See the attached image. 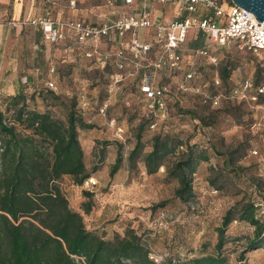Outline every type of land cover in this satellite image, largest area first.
<instances>
[{
    "label": "rangeland",
    "instance_id": "1",
    "mask_svg": "<svg viewBox=\"0 0 264 264\" xmlns=\"http://www.w3.org/2000/svg\"><path fill=\"white\" fill-rule=\"evenodd\" d=\"M147 3L153 11H161L160 19L174 18L171 6L158 5L155 0ZM51 5L53 18L83 19L92 24L107 23L125 9L108 0H75L74 8L67 6V0ZM222 6L228 8L225 3ZM197 32L193 28L188 33L180 70L152 67L150 62L159 51L156 45L122 69L113 62L97 66L79 51L65 52L63 45H55L52 51L57 55H52L46 78L23 89L24 97L19 100V105L49 110L62 119L66 108L74 104L86 122L95 124L91 129H79L78 139L86 169L97 185L85 188L65 175L59 186L70 207L81 209L86 229L111 239L132 228L159 262L216 254L217 228L225 212L239 200L254 201L264 222V95L255 92L256 84H264L260 58L234 43L211 45L206 54L194 52L188 43ZM140 33L155 42L152 29ZM204 41L206 44L205 37ZM223 69L229 72L226 78L221 75ZM144 72L153 74L155 85L167 87L165 110H151L140 92ZM245 81L252 87L243 97ZM251 94H256L255 100L248 97ZM214 98L218 99L216 105ZM0 109L7 120H13L9 95L0 93ZM158 133L174 135L182 146L156 173L147 174L142 161L130 167L128 155L138 135L146 153ZM188 145L204 149L208 160L198 163L191 174L192 196L181 201L174 197L179 182L168 179L167 173L168 167L186 157ZM117 157L120 167L110 175ZM85 202L91 205L87 213L82 211ZM225 233L228 241L221 253L231 264H264V246L246 248L254 236L253 226L232 221Z\"/></svg>",
    "mask_w": 264,
    "mask_h": 264
},
{
    "label": "trees",
    "instance_id": "2",
    "mask_svg": "<svg viewBox=\"0 0 264 264\" xmlns=\"http://www.w3.org/2000/svg\"><path fill=\"white\" fill-rule=\"evenodd\" d=\"M203 38L198 31L188 48L197 49ZM260 70L264 76L261 64ZM228 74L222 70V77ZM48 93L60 98L52 91ZM23 97L22 90L9 95L14 106L13 120H7L0 109V264H231L221 250L228 241V225L238 220L254 227V236L246 248L264 246V222L258 217V205L244 199L223 215L217 228L216 254L157 262L150 258L151 251L132 228L111 239L86 229L82 213L70 207L59 181L68 175L75 184L82 185L91 177L83 161L78 130L91 129L95 124L86 122L74 104L66 108L62 119L49 110L19 105ZM139 137L128 155V164L134 167L142 161L147 174L156 173L168 156L182 146L174 135L158 133L152 137L151 150L143 153L144 143ZM120 160L117 157L110 175L120 167ZM207 160L204 149L188 145L186 157L168 167V179L179 182L174 197L187 201L192 196L191 174L200 161ZM83 194L90 196L89 192ZM90 208V203L85 202L82 211L87 213Z\"/></svg>",
    "mask_w": 264,
    "mask_h": 264
},
{
    "label": "built area",
    "instance_id": "3",
    "mask_svg": "<svg viewBox=\"0 0 264 264\" xmlns=\"http://www.w3.org/2000/svg\"><path fill=\"white\" fill-rule=\"evenodd\" d=\"M47 1L55 4L57 0ZM147 1L108 0L110 4L132 6V9L118 11L114 19L102 24L52 18L50 12L28 21L40 28L44 41L52 44L67 41L65 52L77 50L100 67L113 62L119 69L125 68L126 63L138 62L156 45L159 51L156 59L150 62L152 67L160 69L166 65L172 70H180L187 35L196 28L207 43L193 49L194 52L206 54L211 45L227 46L234 43L258 55L264 73V21L257 20L251 11L227 0H155L158 5L172 7L174 18L163 20L160 19L161 11H153ZM224 3L228 8L222 6ZM67 6L74 8L75 0H67ZM142 29H152L155 42L141 36ZM191 76L187 74L188 78ZM153 77L151 72L142 74L140 92L149 100L151 110L162 111L166 109L164 98L168 89L164 85H155ZM48 85L53 86V83L49 82ZM251 87L249 81L243 83V97H246L244 92ZM255 92L264 95V84L256 86ZM256 94L248 97L255 100ZM213 103L218 104V99L214 98ZM83 184L90 189L97 185V181L89 177ZM150 258L158 262L152 253Z\"/></svg>",
    "mask_w": 264,
    "mask_h": 264
},
{
    "label": "crops",
    "instance_id": "4",
    "mask_svg": "<svg viewBox=\"0 0 264 264\" xmlns=\"http://www.w3.org/2000/svg\"><path fill=\"white\" fill-rule=\"evenodd\" d=\"M47 12L53 15L52 5L47 0H0L1 94L12 95L39 84L49 73L47 68L52 55H57L52 51L53 46L63 45L64 48L67 43L44 41L40 28L29 23L28 20ZM204 44L203 38L200 47ZM74 209L81 210L78 206Z\"/></svg>",
    "mask_w": 264,
    "mask_h": 264
},
{
    "label": "water",
    "instance_id": "5",
    "mask_svg": "<svg viewBox=\"0 0 264 264\" xmlns=\"http://www.w3.org/2000/svg\"><path fill=\"white\" fill-rule=\"evenodd\" d=\"M234 5L251 11L257 20L264 21V0H229Z\"/></svg>",
    "mask_w": 264,
    "mask_h": 264
}]
</instances>
